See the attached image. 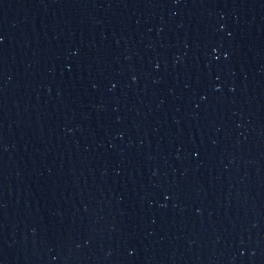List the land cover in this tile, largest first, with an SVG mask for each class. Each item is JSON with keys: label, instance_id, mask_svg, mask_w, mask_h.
<instances>
[{"label": "water", "instance_id": "obj_1", "mask_svg": "<svg viewBox=\"0 0 264 264\" xmlns=\"http://www.w3.org/2000/svg\"><path fill=\"white\" fill-rule=\"evenodd\" d=\"M0 264H264V0H0Z\"/></svg>", "mask_w": 264, "mask_h": 264}]
</instances>
